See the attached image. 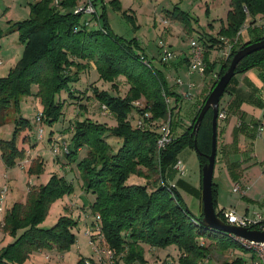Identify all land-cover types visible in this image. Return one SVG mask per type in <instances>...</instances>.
Returning a JSON list of instances; mask_svg holds the SVG:
<instances>
[{
    "label": "trees",
    "instance_id": "16d2710c",
    "mask_svg": "<svg viewBox=\"0 0 264 264\" xmlns=\"http://www.w3.org/2000/svg\"><path fill=\"white\" fill-rule=\"evenodd\" d=\"M76 2L59 0L55 7L53 0H34L28 5L29 17L12 25L11 30L19 33L23 53L7 76L0 78V127L7 122V111L14 108L18 112L20 100L31 95L41 106L40 124L51 127L58 123L64 110L61 94L65 93L73 101L79 99L75 86L90 69L96 71L98 80L112 88H115L116 80L124 79L128 89L123 97L91 88L93 97L100 106L106 107L115 125L107 126L89 118L74 122L69 152L64 154L72 162L82 149L86 150L77 168L84 194L93 197L90 214L99 217L105 246L114 251L121 264H146L144 246L162 250L175 247L179 254L176 264H206L213 253L222 256L230 250L242 249L231 235L202 226L201 189L193 190L199 200V215H194L170 180L174 173L172 168L184 148L195 150L196 145L200 169L207 163L211 151L212 111L205 113L195 135L191 134L192 126L207 95L227 70L235 52L264 40V31L256 26L258 20L264 19V0H229L225 26L220 28L216 37L199 39L204 49L206 76L217 65L209 60V53L223 47L221 38L234 42L246 22L254 34L249 43L233 45L227 58L219 57L217 77L196 111L190 128L175 135L166 149L159 152L156 148L158 128L170 114L171 131L175 130L178 114L174 111L181 96L168 86L161 68L154 67L146 56L135 51L136 44L125 42L108 29L103 12L92 18L98 20L100 29L85 26L90 18L73 13ZM91 3L96 9L95 0ZM177 18L184 20L188 16L180 12ZM2 36L0 29V38ZM186 62L160 64L164 68L178 69ZM263 66L264 49L244 57L236 66L224 94L237 75ZM33 86L36 87L34 94L31 91ZM165 98H174V106H167ZM136 101H140L142 107L134 108L132 103ZM219 111L222 110L219 108ZM144 114L150 116L146 120L150 126L135 128V120ZM30 128L28 120L19 116L14 119L11 139H0V159L6 168L15 166L24 158L26 151L18 147L17 138ZM109 138H116L118 148L107 142ZM42 170L43 164L36 163L31 165L29 172L38 175ZM131 176L143 179L144 184L127 185ZM72 191V185L64 177L52 175L47 184L30 188L24 204H15L7 211L0 228L13 237L18 230L23 233L14 243L0 249V264H23L35 252L63 253L70 249L76 242L73 229L78 222L75 219L60 215L47 229L38 227V224L54 201L69 196ZM211 191L216 216L225 223L222 212L218 211L217 187L213 183ZM84 260L79 259L77 264H84ZM88 260L92 261V257ZM222 264L247 263L242 257H236L231 261L224 260Z\"/></svg>",
    "mask_w": 264,
    "mask_h": 264
},
{
    "label": "rangeland",
    "instance_id": "374dc122",
    "mask_svg": "<svg viewBox=\"0 0 264 264\" xmlns=\"http://www.w3.org/2000/svg\"><path fill=\"white\" fill-rule=\"evenodd\" d=\"M34 0H30L32 3ZM87 0H77V6H83ZM211 2L210 0H95L96 11L101 14L104 13L108 29L116 36L123 39L125 42H131L137 45L135 51L146 56L147 60L156 68H161L166 76L169 87L174 85L177 92L184 96L189 93L193 99L197 91L191 92L187 89V80L180 76L179 72H175L174 67L164 68L159 61V52L165 50L171 51L176 55V58L167 64H179V57L188 54L189 41L195 39L199 41L201 38L197 31L198 25L204 28L205 31H211L207 28L208 10L206 6ZM55 6V5H53ZM58 6V5H57ZM56 7V6H55ZM4 8L7 13L3 14ZM229 9V0H224V4L219 12H212V16H216L211 24L214 25L212 31L213 37H216L217 32L226 24V14ZM180 12H185L187 19L179 20L177 15ZM222 16V21L220 20ZM29 17L28 5L21 4L18 0H0V29L3 36L0 38V78L6 77L9 69H11L20 59L23 53V46L19 40V33L11 30V27L16 22L23 21ZM84 18H89L85 16ZM163 18V20H162ZM175 18V19H174ZM264 33V32H263ZM249 43V42H248ZM241 44H238L240 46ZM237 46V45H236ZM222 48H215L211 50L210 59L216 60L217 67L220 66V53L224 51ZM211 60V61H213ZM178 61V62H177ZM217 71H213L210 75L204 76L200 79L199 84L215 80L213 74L217 77ZM196 78V77H195ZM195 78L192 81L195 82ZM198 80V79H197ZM181 84L178 85L177 82ZM81 83V84H80ZM80 84V85H78ZM75 86V92L78 94L76 101L67 98L65 93L61 94L60 98L64 100L63 117L61 120L51 127L45 125L40 126L43 129V136L38 139L39 124L36 123V116L41 112V106L38 101L31 95L20 100L18 112L14 108L7 111V122L0 127V139L10 140L13 132V122L19 116L28 120L30 130H27L17 138V145L23 148L25 156L18 161L15 166L6 168L0 159V190L3 187L8 189L6 198L3 204V211L0 212V223L7 211H9L15 204H24L26 202L27 194L30 188H38L45 185L50 180L52 175L62 176L68 183L72 185L73 191L69 196H64L54 201L45 216V218L38 224V227L47 229L52 227L60 215H67L75 219L78 224L73 229L76 236V242L70 247L68 251L57 253L56 251H41L30 255V258L23 264H77L78 260L90 259L92 256V246L89 240L93 242L98 239L96 233L100 230L98 222L94 221V217L90 214L89 205L93 202L92 195L84 194L82 190V180L77 168V163L85 157L86 150L82 149L75 161H70L65 155L59 152L57 155L53 154V146L60 142L69 143L72 135L73 123L89 118L92 121L105 123L107 126L115 125L113 116L110 113H103L100 104L95 100L91 93V88L96 87L98 90H104L112 95L123 97L128 89V85L124 79H118L115 82V88L110 84L103 83L98 80V75L94 69L81 76L80 81ZM184 85L180 89L181 85ZM197 87V85L195 86ZM173 88V87H172ZM174 88V89H175ZM182 90V91H181ZM32 93L36 91V87L31 88ZM174 98H171V107L174 106ZM142 103L140 101H136ZM84 108V111H83ZM175 114V111H174ZM177 116V122L182 124L186 131L190 128L192 119L189 122L184 120L188 116L183 111ZM190 125V126H189ZM174 133V132H173ZM108 139V143L116 146L117 141ZM182 164L184 173L181 175L172 168L171 184L177 187L183 202L187 209L194 215H199V200L196 198L194 191H198L201 185V169L199 166L198 155L195 150L191 148H184L178 157ZM36 163L43 164V170L36 175L30 173L31 165ZM239 168V166H238ZM257 170V169H256ZM249 175L247 196L245 200L237 193L230 196L229 205L224 210H218L222 213H229L237 211V215L243 216L245 208L248 207L250 212L254 215H264V206L257 203L258 194L262 191L260 188L258 171L252 173V169H246ZM244 170H239L238 179L245 178ZM243 174V175H242ZM169 181V180H168ZM231 181L233 179L231 178ZM242 181V180H241ZM142 185L144 180L131 176L127 180V185ZM148 184V183H147ZM150 184V183H149ZM240 184V183H239ZM243 184V183H241ZM240 184V185H241ZM258 188V189H257ZM264 188V187H263ZM239 215V216H240ZM98 229V230H97ZM89 232L91 237L86 235ZM23 233V230H18L15 237L4 232L0 228V249L7 245L14 243L16 237L18 238ZM101 245H104L103 239ZM201 242H203L201 240ZM207 244V243H205ZM146 252V264H176L178 260V251L171 246L164 250L143 247ZM236 257H242L248 264L250 259V252L243 249H233L220 255L213 253L211 259L206 264H222L224 260L231 261ZM106 264V263H104ZM113 264H121L119 258L115 257Z\"/></svg>",
    "mask_w": 264,
    "mask_h": 264
},
{
    "label": "crops",
    "instance_id": "0c3cea01",
    "mask_svg": "<svg viewBox=\"0 0 264 264\" xmlns=\"http://www.w3.org/2000/svg\"><path fill=\"white\" fill-rule=\"evenodd\" d=\"M210 1L209 4L206 2V8L209 11L207 28H209L208 30L211 29V31H205L200 25H198L199 29L197 30L200 36L204 38L211 36L214 30V25L211 24L210 21L212 22L216 19L215 17L217 15L215 17L212 16V12H219L224 4V0ZM18 2L24 5H29L31 3L30 0H18ZM7 9L8 8L3 9V14L7 13ZM222 16L221 14V21L223 20ZM262 21H264V19ZM222 24L225 26L223 21ZM248 24L249 23L246 22L240 30L236 39V45L246 44L254 37ZM188 55L189 51L188 54L179 57L178 61L180 64L184 61L186 62V60L187 62L182 65V67L178 69L175 68V72H179L180 76L187 80V84H193L191 91H197L195 97L186 100L177 92L174 87L175 84L171 85L173 89L175 88V92L181 96V102L175 112L180 113V111H183L184 114L188 116V119L184 120L185 122H189L194 118L196 111L213 84L211 78L204 84H198L197 81L200 82V79H205V77L188 74ZM215 61L216 60H213V62ZM217 69H219V67L216 65L214 70L217 71ZM193 78H195V82L192 81ZM213 78L216 79L215 74H213ZM196 85L197 87H195ZM183 87L184 85L182 84L180 89ZM219 105V108L225 113L226 117L224 120L217 119V149L212 183L217 187L218 210H224L229 205L230 196L237 194L233 192L235 184L243 183L241 185L239 184L242 188L248 186L249 175L245 172L246 169H252V173L258 171L260 188L262 191L258 194L257 203L264 206V66L237 75L232 84H230L227 92L223 95ZM184 131L182 124L177 122L175 130L173 131L174 133L172 132V134L173 136H177ZM116 147L118 148V146ZM239 170H244L245 172V178L243 179L242 177L240 181L238 179ZM231 178H234L233 181H231ZM247 191L248 188L244 195L238 194L242 199L244 198L251 202V200H248ZM235 212L237 213V211ZM243 214V216L252 217L254 212H250L248 207H246ZM262 218H264V215H262Z\"/></svg>",
    "mask_w": 264,
    "mask_h": 264
},
{
    "label": "built area",
    "instance_id": "2783aa9c",
    "mask_svg": "<svg viewBox=\"0 0 264 264\" xmlns=\"http://www.w3.org/2000/svg\"><path fill=\"white\" fill-rule=\"evenodd\" d=\"M59 0H53V4L55 6L58 5ZM74 14H82L84 17L88 16L90 20L88 22H85V26L91 27L94 29H100L99 23L97 19H92L93 17L97 18V11L93 4L91 3V0H87V2L81 6V7H76L73 10ZM256 26L264 31V21L258 20ZM242 29V28H241ZM240 33V31H239ZM238 33V35H239ZM221 42L224 45L225 50L219 52L221 57L227 58L228 55L231 52V49L233 45H235L237 42L236 40L234 42L229 41L228 39L221 38ZM188 69L187 72L190 75H198L200 77L204 76V70H205V62H204V49L201 45L200 42H198L195 39H191L189 41V55H188ZM176 58V55L172 53L171 51L168 50H163L159 52V61L160 63L167 64L174 60ZM178 85L181 84L180 81L177 82ZM193 88L192 83L187 84V89L188 91H191ZM184 99L189 100L191 97L189 96V93L184 94ZM165 104L169 107H171V100L169 98H165ZM132 106L134 108L140 107V103L138 102H133ZM102 112L103 113H108L107 109L105 106H101ZM226 117L225 113L223 111L218 112L217 119L218 120H224ZM40 118L41 114L38 113L36 116V123L39 124L38 128V139H41L43 136V129L40 128ZM150 116L148 114H144L143 116H139L135 120V128L137 129H143L144 127L147 128V126H150L147 124L146 120L149 119ZM171 123V115H168V118L165 122H163L159 128H158V138L156 141V148L157 151H163L166 149V147L171 143L173 140L174 136L171 131L170 127ZM191 125V124H190ZM189 125V126H190ZM260 131V129H259ZM53 154H58L59 152L63 154H68L69 148L68 144L65 142H60L58 145L53 146L52 149ZM174 169L177 173L183 174L184 169L182 164L177 161L176 164L174 165ZM173 187V185H172ZM247 188H242L239 184H235L233 187V192L239 193L240 195H244L245 191ZM8 189L6 187H3L0 190V212L3 211V204L6 198ZM222 216L225 219V224L227 225H233L235 227L239 228H244L247 230H253V231H259V232H264V218L261 217V215L256 214L252 217H247V216H239L237 215L234 211L229 212V213H222ZM95 222L99 221V217L96 216L94 218ZM98 230V229H97ZM86 235L91 237L89 232L86 231ZM98 239L96 241L89 240V244L92 246V261H89L88 259L84 260V264H113L114 259H115V253L113 250L109 249L107 246L101 245L102 241L100 239H103L100 230L98 231V234L96 233ZM233 237V236H232ZM239 244L240 247L245 250L250 252V259L248 264H264V243H255L252 241L240 239L237 237H233Z\"/></svg>",
    "mask_w": 264,
    "mask_h": 264
},
{
    "label": "water",
    "instance_id": "95a60500",
    "mask_svg": "<svg viewBox=\"0 0 264 264\" xmlns=\"http://www.w3.org/2000/svg\"><path fill=\"white\" fill-rule=\"evenodd\" d=\"M264 49V40L259 42L251 43L246 45L244 48L235 52L232 56L229 66L225 73L217 80L214 87L207 95L196 120L192 126V135H195L198 131L200 123L208 110L212 111V122H211V151L207 157V163L201 167V190H200V202L202 226L221 232L224 234L231 235L240 239L252 241L255 243H264V232L247 230L244 228L235 227L233 225H227L223 223L215 213L212 204V178L214 171V163L216 157V129H217V116L219 112V102L221 96L229 84L231 78L234 76V72L238 63L246 56L253 52ZM195 151L199 154L196 145H194Z\"/></svg>",
    "mask_w": 264,
    "mask_h": 264
}]
</instances>
